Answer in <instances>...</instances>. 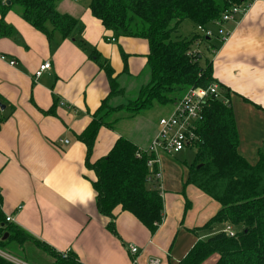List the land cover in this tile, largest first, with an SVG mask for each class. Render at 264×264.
Here are the masks:
<instances>
[{
	"label": "crops",
	"instance_id": "obj_1",
	"mask_svg": "<svg viewBox=\"0 0 264 264\" xmlns=\"http://www.w3.org/2000/svg\"><path fill=\"white\" fill-rule=\"evenodd\" d=\"M57 8L80 20L83 39L115 70L124 94L112 97L109 105H125L136 98L151 80L148 41L114 36L92 14L89 0H60ZM1 18L10 27L0 37V54L6 57L0 58V212L5 218L13 217L7 223L56 250L76 253L84 264H132L131 245L139 247L133 256L138 264H147L150 257L160 258L161 264H180L198 239L228 226L219 223L199 229L218 212L220 204L197 187L184 185L188 161L181 163L159 152L162 224L152 234L134 214L118 206L117 234L112 233L107 228L108 217L97 210L91 184L94 172L86 168V147L77 138L109 95L105 71L89 49L79 46L78 29L70 37L56 33L50 39L14 8L7 9L3 17L0 11ZM223 28L230 37L211 54L213 76L232 93L239 152L255 163L264 151V0H257L241 20L226 22ZM179 30L183 35L201 32L188 21ZM212 40L219 42L220 37ZM46 61L50 68L36 78L35 72ZM155 104L137 113L122 109L109 114L106 120L112 127L99 131L92 159L105 156L119 137L146 150L158 132L159 118L174 110L173 106L169 114H157L155 108L160 105ZM51 107L55 114L44 113ZM13 244L7 247L14 252L27 250V243ZM40 257L31 258L51 263Z\"/></svg>",
	"mask_w": 264,
	"mask_h": 264
},
{
	"label": "trees",
	"instance_id": "obj_2",
	"mask_svg": "<svg viewBox=\"0 0 264 264\" xmlns=\"http://www.w3.org/2000/svg\"><path fill=\"white\" fill-rule=\"evenodd\" d=\"M58 1L0 0V11L3 17L7 9L14 8L50 39L56 33L62 38L70 37L78 29L76 41L83 49L90 50L110 85L109 95L93 112L86 128L77 134L86 147L85 166L94 172L91 184L96 193L97 210L108 217L107 228L114 234H117L115 209L118 206L134 214L153 234L164 219L159 164L149 165V160L156 155L148 151L138 155L140 149L135 143L119 137L105 156L93 160L99 131L105 126L112 127L106 118L113 112L125 109L137 113L151 108L155 102L176 101L173 93L180 94L189 86H208L214 82L212 61L203 53L194 54L193 48L201 41L207 49H218L221 41L201 32L183 35L180 24L188 21L196 28H211L225 10L246 0H89L92 14L114 36L140 37L149 44L150 82L140 89L136 98L116 107H111L109 101L123 95L124 89L119 88L115 70L109 60L83 39L80 20L57 8ZM6 28L10 30L1 18L0 37L9 33ZM123 58L126 71L124 54ZM227 96L214 97L203 107L204 119L196 131L199 140L193 149L196 157L188 165L184 185L197 187L220 204L218 212L199 229L225 223L234 234L220 229L198 239L180 264H203L214 255H217L214 264H264V151L255 163L239 152L240 135L234 110L224 101ZM44 113L55 114V107ZM5 233L8 236L3 239ZM12 243H33L54 258L52 264H84L76 253L65 254L18 225L7 223L0 212V249ZM0 264L17 263L0 254Z\"/></svg>",
	"mask_w": 264,
	"mask_h": 264
},
{
	"label": "built area",
	"instance_id": "obj_3",
	"mask_svg": "<svg viewBox=\"0 0 264 264\" xmlns=\"http://www.w3.org/2000/svg\"><path fill=\"white\" fill-rule=\"evenodd\" d=\"M256 1L257 0H246L240 4L232 5L225 10L221 19L215 23V25L219 26L217 32H214L212 28L206 29L199 27L200 31L208 37L220 36L221 44L227 42L230 33L223 28V24L226 22L237 23L248 13ZM0 58L4 60L6 57L0 54ZM10 64H15V61H10ZM50 66L51 63L49 61L41 64L39 69L35 72L36 78L39 77L44 70L50 68ZM214 97H223L222 89L216 82L208 86H189L175 104L173 112L170 115L160 117L158 121V132L151 141L147 151L153 154H158L159 152L171 154L181 152L185 149H195L199 140L196 131L204 119L203 107L209 100L214 99ZM143 151L146 152V150L140 149L138 155H141ZM155 162L156 160L152 159L149 161V164L153 165ZM12 219L13 217L11 215L5 218L6 221H11ZM224 231L229 235L234 234V231L229 226L226 227ZM67 252L68 251H64L65 254H67ZM130 252L133 256L138 254L139 247L131 245ZM0 254L4 256L3 253ZM9 260L20 264L11 259ZM132 264H138L137 257L133 258ZM147 264H161V260L158 257H150Z\"/></svg>",
	"mask_w": 264,
	"mask_h": 264
},
{
	"label": "rangeland",
	"instance_id": "obj_4",
	"mask_svg": "<svg viewBox=\"0 0 264 264\" xmlns=\"http://www.w3.org/2000/svg\"><path fill=\"white\" fill-rule=\"evenodd\" d=\"M187 25L188 24L186 22L184 24V28H186ZM211 28H212V30L214 32H217L219 30V26L218 25H213V26H211ZM198 29H199V27H198ZM202 35H204V34L202 33ZM193 49H194V52H193L194 54L203 53V56L204 57L205 56L209 57L210 60H212L211 54H214V51L216 50V49H211V48H208L207 49L206 44H204L203 42H201V44L194 45V48ZM210 50H212V52ZM214 82H216V81H214ZM214 82H212V83H214ZM218 85L220 86V84H218ZM185 91L182 92V93H180V94L173 93L172 96L176 97V99H177V100L175 99L176 101H174V102L173 101H170V102H168L166 104H162V103L155 102V103H158V104H155V105H160V106H156V108H155V111H157V114L159 112L161 114H163V115L164 114H169V112L172 111L173 106L175 107V104L181 98V96L185 93ZM222 93H223V97L226 96V95H229V97L227 96V98H225L224 100H225L226 104L230 105L231 102H232V96H231L232 93H231V91L228 90V89L227 90L226 89H222ZM111 107H114V106H111ZM168 155L170 157H174L175 159L179 160L181 163L184 160H186V161H188V164H191L195 160L196 150L186 149V150H183L182 152H179V153H176V154H168ZM26 245H27L26 246L27 250H25V251L21 250V252L22 251L25 252L24 254H20V253L14 252L9 247H5L3 249H0L2 251V252L0 251V253H3L5 257H7V258H9V259H11V260H13L15 262H19L20 264H23L24 262H27V261L30 264H47L46 261H44V263H43V261L39 262V261H36V260H34V259L31 258V257H34L35 259L38 260V259H41L40 256L47 257V260L49 261V263L50 262H51L50 264L53 263L54 258H52V257L50 258V256L46 252L42 251L37 246H34L33 243H27ZM17 249H18V247H17ZM8 254H10L11 256L8 255ZM14 254H16L17 256H15ZM29 256H30V258H28ZM48 257L50 258V260L48 259ZM216 258H217V255H214L211 258H208L203 264H214V262L216 261Z\"/></svg>",
	"mask_w": 264,
	"mask_h": 264
},
{
	"label": "bare ground",
	"instance_id": "obj_5",
	"mask_svg": "<svg viewBox=\"0 0 264 264\" xmlns=\"http://www.w3.org/2000/svg\"><path fill=\"white\" fill-rule=\"evenodd\" d=\"M147 149H148V148H147ZM147 149H146V151H147ZM155 155H156V158H155L156 162H155V163H158V157H157V154H155ZM151 160H152V159H151ZM149 161H150V160H149ZM155 163H154V164H155ZM154 164H153V165H154ZM149 165H150V164H149ZM153 165H150V166H153ZM133 258H134V257L132 256V260H133Z\"/></svg>",
	"mask_w": 264,
	"mask_h": 264
},
{
	"label": "water",
	"instance_id": "obj_6",
	"mask_svg": "<svg viewBox=\"0 0 264 264\" xmlns=\"http://www.w3.org/2000/svg\"><path fill=\"white\" fill-rule=\"evenodd\" d=\"M8 3H10V1H8ZM7 236H8V233H5L3 239H6Z\"/></svg>",
	"mask_w": 264,
	"mask_h": 264
}]
</instances>
